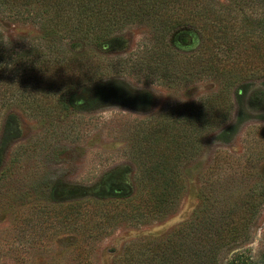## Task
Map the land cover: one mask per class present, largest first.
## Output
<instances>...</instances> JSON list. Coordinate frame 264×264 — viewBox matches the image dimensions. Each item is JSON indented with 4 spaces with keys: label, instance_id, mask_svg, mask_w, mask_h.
Returning a JSON list of instances; mask_svg holds the SVG:
<instances>
[{
    "label": "rangeland",
    "instance_id": "rangeland-1",
    "mask_svg": "<svg viewBox=\"0 0 264 264\" xmlns=\"http://www.w3.org/2000/svg\"><path fill=\"white\" fill-rule=\"evenodd\" d=\"M212 1L226 13L242 5L247 16L241 15L240 21L245 27L264 28V3ZM156 27L150 21L127 23L111 35L110 44L106 38L95 46L84 41L78 48L85 57L94 54L102 64L94 79L76 88L78 98L83 90L109 85L120 86V95L90 106L76 99L81 105H59L43 114H32L17 103L1 110L0 264H77V255L72 254L76 248L84 249L78 257L82 264H124V248L133 242L147 243L149 257L162 241L168 254L169 240L181 237L175 234L179 226L187 232L192 227L185 240L197 243L192 244L196 260L187 264H229L239 253L251 261L264 260V105L250 104V97L264 89V70L256 68L232 77L228 119L205 133L202 150L182 163L185 189L176 208L143 224L118 218L99 228L103 214L126 205L124 200L107 199L111 188L134 186L137 166L130 150L142 121L179 105L206 101L225 81L205 67L206 60L228 68L236 57L231 42L209 43L205 34L187 26L164 42L186 72L170 78L160 75L139 63L150 57L157 43ZM41 31L33 19L17 20L0 12L4 38L15 42L41 36ZM185 37L190 38L188 43L183 42ZM257 60L256 55L251 57L252 68ZM98 197L103 198L100 204L94 201ZM260 199L247 239L217 249L207 244L208 231L212 234L216 225L242 213L247 202ZM70 204L80 212L72 225L65 219ZM84 218L91 219L94 233L84 230Z\"/></svg>",
    "mask_w": 264,
    "mask_h": 264
},
{
    "label": "trees",
    "instance_id": "trees-1",
    "mask_svg": "<svg viewBox=\"0 0 264 264\" xmlns=\"http://www.w3.org/2000/svg\"><path fill=\"white\" fill-rule=\"evenodd\" d=\"M257 1L264 3V0ZM0 12H7L9 17L17 20L33 19L42 30L41 36L20 37L15 42L4 38L0 32V112L17 103L32 114H43L59 105L66 108L81 104L90 106L120 95V86L109 85L83 90L78 98L76 88L85 80L94 79L101 72L102 64L94 54L85 57L77 50L84 41L94 43V46L110 44L113 41L111 35L127 23L150 21L157 24V43L150 57L139 63L144 62L149 69L169 78L186 72L176 62L171 47L164 43L176 30L193 26L195 32L198 30L206 35L209 43H232L236 57L230 67L221 62L211 63L209 59L204 63L210 72L223 76L225 81L220 91L204 102L179 105L142 121L137 140L130 150V157L137 166L134 186L111 188L107 199L124 200L126 205L100 217L99 228L102 230L118 218L136 225L172 212L185 189L182 163L202 150L205 133L229 117L233 107L230 89L235 81L232 77L247 75L254 68L264 70V28L245 27L240 21L241 15L247 16L242 5L234 13H226L212 0H0ZM106 38L105 42L101 41ZM255 55L258 64L252 68L250 60ZM76 99H80L81 104L75 103ZM250 104L253 107L264 105V89L250 97ZM206 193L205 197L210 198ZM95 199V203L100 204L99 200L103 198ZM260 202L261 199L247 202L236 218L216 225L212 234L208 231L207 244L217 249L231 241L247 239ZM75 205L67 206L65 215L71 225L80 213ZM94 209L100 211L96 205ZM82 226L85 231L94 233L95 225L90 218H84ZM192 230L190 227L189 232ZM189 232L181 226L175 230L181 237L169 240L171 251L168 254L166 243L162 241L155 244L149 257L147 243L127 244L121 260L124 264L191 263L198 253L192 250V244L197 246V243L192 239L185 240ZM83 251L80 248L72 251L77 255V264H82L78 257ZM229 264H264V260L251 261L239 253Z\"/></svg>",
    "mask_w": 264,
    "mask_h": 264
},
{
    "label": "water",
    "instance_id": "water-1",
    "mask_svg": "<svg viewBox=\"0 0 264 264\" xmlns=\"http://www.w3.org/2000/svg\"><path fill=\"white\" fill-rule=\"evenodd\" d=\"M190 41V38L189 37H185V38H183V42L184 43H188Z\"/></svg>",
    "mask_w": 264,
    "mask_h": 264
},
{
    "label": "clouds",
    "instance_id": "clouds-1",
    "mask_svg": "<svg viewBox=\"0 0 264 264\" xmlns=\"http://www.w3.org/2000/svg\"><path fill=\"white\" fill-rule=\"evenodd\" d=\"M246 107V106H245ZM246 111H248V109H247V107H246ZM251 115H252V113L251 112H249ZM258 115H261V113H257Z\"/></svg>",
    "mask_w": 264,
    "mask_h": 264
}]
</instances>
